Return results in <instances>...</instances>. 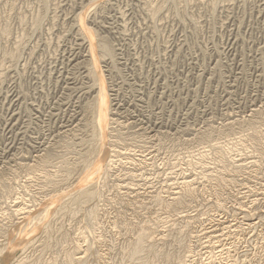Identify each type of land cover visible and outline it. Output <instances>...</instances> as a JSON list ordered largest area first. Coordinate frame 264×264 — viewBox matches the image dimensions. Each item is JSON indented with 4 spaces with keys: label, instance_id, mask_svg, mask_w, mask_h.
Listing matches in <instances>:
<instances>
[{
    "label": "rangeland",
    "instance_id": "rangeland-1",
    "mask_svg": "<svg viewBox=\"0 0 264 264\" xmlns=\"http://www.w3.org/2000/svg\"><path fill=\"white\" fill-rule=\"evenodd\" d=\"M90 1L0 0V249L18 212L70 191L96 151L75 18ZM87 15L114 51L101 67L115 165L25 258L138 264L127 250L144 230L157 251L187 238L156 264H264V0H102Z\"/></svg>",
    "mask_w": 264,
    "mask_h": 264
},
{
    "label": "bare ground",
    "instance_id": "bare-ground-1",
    "mask_svg": "<svg viewBox=\"0 0 264 264\" xmlns=\"http://www.w3.org/2000/svg\"><path fill=\"white\" fill-rule=\"evenodd\" d=\"M100 1L102 2V0H96V1L93 0V2L90 1V4L88 3L89 5H86V7L83 8V11L79 15H77V17H75L77 19L78 33L81 35V37H83L85 41V45H87L86 46L88 50V54H87L88 60L86 62L87 72L90 78L92 79L91 81L93 82V86H94L93 88H95L96 90V96L94 97L93 104L90 106V109L92 111L91 112L92 119L94 121V123L92 122V124L94 125L93 133H94L95 142H96V151L93 155L92 162L88 164L86 169L84 170V175L82 179L70 191L56 195L49 200H45V201L43 200L44 202L42 201V203L38 207H34L32 210H29V211L27 210L24 213L18 212L22 217L20 218L21 222L19 225L21 229L18 228L20 230H11L10 240L6 239L7 242L0 249V264H40V262H32L28 260L27 258H25V252L36 241L37 235L39 234L50 235L51 233L50 223L52 219L58 215L59 210L68 209V205H69L68 201L70 200L74 201L76 199L86 201V200H95L97 198H101L102 192L101 190H99V187L95 185H99L102 181H107L108 178H110V173L112 171L111 167L114 164V161H112L111 158L113 156V153H116L114 150L111 149L110 128H111V125L113 124L112 122L115 120H112V116L114 115L112 114V110H111L112 101L110 102L109 97L111 96H109V93H108L106 78L104 76L105 73H103L102 71L101 62L105 58H112L114 56L113 55L114 51H113L112 46L109 43L111 41L108 42V40L100 38L95 32V30L91 29L87 24L89 23L87 22V17H88L87 14L89 13V10H92L98 7ZM85 4H87V2ZM90 22H91V19H90ZM5 56L9 57L8 59H10L11 62L17 63V61L20 59L19 49L9 51L5 54ZM0 65L3 67L5 65V60ZM13 113L15 114V112ZM11 116H13V114ZM263 118H264V115H263ZM42 160L43 159L41 157L40 161L42 162ZM187 182L188 181H186V183ZM189 182L191 183L190 180ZM188 183L185 184L184 182V188H186L185 194H192L193 190H190L189 188L190 186ZM95 210H96L95 208H91L89 210V218L92 219L93 221L95 220L93 219V217L94 218L96 217ZM148 237L149 235L144 230H142L138 234L135 241L133 242L132 249L130 248L129 251L127 250L128 257L129 258L131 257L133 261L137 262L138 264H156L157 260L158 261L163 260L166 255L167 256L170 255L172 251L173 252H175V250L177 251L178 248H181L179 251V254H183L182 252L184 249L183 245L186 242L185 240L187 239L186 236L184 237L183 235H181L179 238H177V241H175L172 245L169 246V247L173 246V248L170 249V251L167 249H164L162 251H157L155 249L156 247L153 245H149V246L144 245ZM188 253H190V251ZM190 255L192 254L190 253L189 256ZM189 256L181 257L177 259L178 261L176 262V264H191L192 262L190 263L191 260L189 261V259L192 257H189ZM82 258L75 261V260H72L71 256L67 255L66 264H82L83 263Z\"/></svg>",
    "mask_w": 264,
    "mask_h": 264
}]
</instances>
